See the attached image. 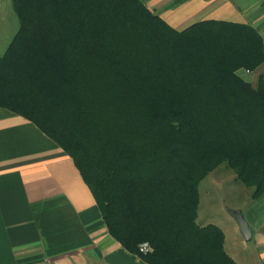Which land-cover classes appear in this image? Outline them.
<instances>
[{
  "label": "trees",
  "instance_id": "1",
  "mask_svg": "<svg viewBox=\"0 0 264 264\" xmlns=\"http://www.w3.org/2000/svg\"><path fill=\"white\" fill-rule=\"evenodd\" d=\"M0 108L70 157L108 234L145 264H236L197 224L198 185L225 165L264 197V63L249 25L177 31L142 0H11ZM147 243L143 255L139 246Z\"/></svg>",
  "mask_w": 264,
  "mask_h": 264
},
{
  "label": "crops",
  "instance_id": "2",
  "mask_svg": "<svg viewBox=\"0 0 264 264\" xmlns=\"http://www.w3.org/2000/svg\"><path fill=\"white\" fill-rule=\"evenodd\" d=\"M142 2L177 31L204 21L230 22L251 26L264 42V0ZM248 74L251 83L258 75L264 79V63ZM231 209L248 223L264 264V197L244 212ZM0 264H145L108 234L72 159L34 124L1 108Z\"/></svg>",
  "mask_w": 264,
  "mask_h": 264
},
{
  "label": "rangeland",
  "instance_id": "3",
  "mask_svg": "<svg viewBox=\"0 0 264 264\" xmlns=\"http://www.w3.org/2000/svg\"><path fill=\"white\" fill-rule=\"evenodd\" d=\"M19 27L13 12L11 0H0V57L4 54ZM248 72H239V77L248 81ZM252 189L235 179V175L225 165L210 173L198 185L199 205L197 224H213L224 235V249L238 264H261L251 242L245 243L234 221L227 214L233 207L248 210Z\"/></svg>",
  "mask_w": 264,
  "mask_h": 264
},
{
  "label": "water",
  "instance_id": "4",
  "mask_svg": "<svg viewBox=\"0 0 264 264\" xmlns=\"http://www.w3.org/2000/svg\"><path fill=\"white\" fill-rule=\"evenodd\" d=\"M227 214L234 221L237 226L238 232L245 243L251 242L252 239V231L245 221L242 213L238 210L228 209Z\"/></svg>",
  "mask_w": 264,
  "mask_h": 264
},
{
  "label": "built area",
  "instance_id": "5",
  "mask_svg": "<svg viewBox=\"0 0 264 264\" xmlns=\"http://www.w3.org/2000/svg\"><path fill=\"white\" fill-rule=\"evenodd\" d=\"M210 1V0H208ZM139 252L143 255L147 254L148 252H150V247L147 243L141 244L139 246Z\"/></svg>",
  "mask_w": 264,
  "mask_h": 264
}]
</instances>
